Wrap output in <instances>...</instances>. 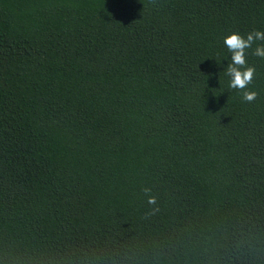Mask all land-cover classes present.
<instances>
[{
	"label": "trees",
	"instance_id": "1",
	"mask_svg": "<svg viewBox=\"0 0 264 264\" xmlns=\"http://www.w3.org/2000/svg\"><path fill=\"white\" fill-rule=\"evenodd\" d=\"M253 30L264 0H0V264H264Z\"/></svg>",
	"mask_w": 264,
	"mask_h": 264
},
{
	"label": "clouds",
	"instance_id": "2",
	"mask_svg": "<svg viewBox=\"0 0 264 264\" xmlns=\"http://www.w3.org/2000/svg\"><path fill=\"white\" fill-rule=\"evenodd\" d=\"M264 31L253 30L241 36L238 33H231L223 38V44L230 54V63L226 67V75L230 77L229 88L242 91L241 99L245 103H253L257 98V92L250 90L249 85L255 76V68L247 65L246 51L252 49V54L264 59ZM253 45H256L253 48ZM146 202L149 205H156V197L151 195L150 188H144ZM154 211L156 209H153Z\"/></svg>",
	"mask_w": 264,
	"mask_h": 264
}]
</instances>
